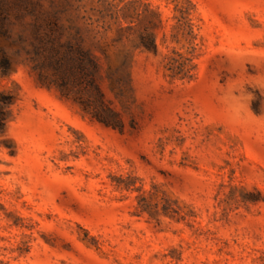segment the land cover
Instances as JSON below:
<instances>
[{"label":"rangeland","instance_id":"374dc122","mask_svg":"<svg viewBox=\"0 0 264 264\" xmlns=\"http://www.w3.org/2000/svg\"><path fill=\"white\" fill-rule=\"evenodd\" d=\"M0 264H264V0H0Z\"/></svg>","mask_w":264,"mask_h":264},{"label":"trees","instance_id":"16d2710c","mask_svg":"<svg viewBox=\"0 0 264 264\" xmlns=\"http://www.w3.org/2000/svg\"><path fill=\"white\" fill-rule=\"evenodd\" d=\"M1 101V99H0ZM4 122H5V117L3 115V111L0 109V130L2 129L3 125H4Z\"/></svg>","mask_w":264,"mask_h":264}]
</instances>
